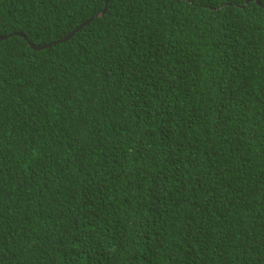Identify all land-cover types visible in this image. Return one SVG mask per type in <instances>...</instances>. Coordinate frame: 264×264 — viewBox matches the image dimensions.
Here are the masks:
<instances>
[{
  "label": "trees",
  "instance_id": "obj_1",
  "mask_svg": "<svg viewBox=\"0 0 264 264\" xmlns=\"http://www.w3.org/2000/svg\"><path fill=\"white\" fill-rule=\"evenodd\" d=\"M0 264H264V0H0Z\"/></svg>",
  "mask_w": 264,
  "mask_h": 264
},
{
  "label": "water",
  "instance_id": "obj_2",
  "mask_svg": "<svg viewBox=\"0 0 264 264\" xmlns=\"http://www.w3.org/2000/svg\"><path fill=\"white\" fill-rule=\"evenodd\" d=\"M70 34H72V33H70ZM70 34H69V35H70ZM67 37H68V35H67L64 39H62V40H65Z\"/></svg>",
  "mask_w": 264,
  "mask_h": 264
}]
</instances>
